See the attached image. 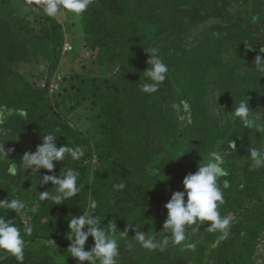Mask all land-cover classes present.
Returning <instances> with one entry per match:
<instances>
[{
    "label": "trees",
    "instance_id": "16d2710c",
    "mask_svg": "<svg viewBox=\"0 0 264 264\" xmlns=\"http://www.w3.org/2000/svg\"><path fill=\"white\" fill-rule=\"evenodd\" d=\"M169 1L180 4L167 8L168 22L174 26V18L178 20L174 29L164 19L156 21L153 15L141 19L140 0H90L88 9L79 18L84 42L97 56L84 77L80 72L85 65L82 59L77 60L74 69L77 77L68 80L73 85V93L65 96L52 94L49 87L68 43L63 23L43 13V0H0V137L12 134L6 119L18 110L27 112L29 122L23 151L16 156L9 153L8 159L19 164L23 154L34 152L48 132L57 135V147L68 144L80 147L84 153L79 160L66 158L57 162L53 173L41 169L36 175L29 169L12 176L6 171L8 162L0 161V200L18 198L25 204L23 216L0 210L6 220L15 221L21 228L25 240L23 264H79L67 253L71 243L69 218L88 211L92 199L97 201L95 212L102 224L107 226L115 221L118 234L127 228V236L132 239L137 225L145 234L150 232L157 238L164 235L167 215L164 205L173 192L183 191V168L169 165L167 173L156 177H149L143 171L151 153L143 119L147 112L143 98L157 107L162 106L176 144L184 141L194 147L208 136L206 121L197 108L202 90L196 71L204 72L212 60L209 101L200 102L213 105V127L226 132L225 138L216 137L212 150L227 144V138L234 131L230 112L237 104L235 100L247 96L253 115L259 113L256 104L264 97V83L257 89L255 80L260 73L255 71L254 64L251 68L247 63L250 56L255 57V52L264 58V53L259 54L260 48H264V39L258 47L240 40L244 32L256 29L253 22L263 6L262 0H197L196 4H191L196 0ZM66 16L69 20L76 18L70 13ZM152 19L157 22L155 36L144 42L139 37L141 21ZM210 30L217 34L213 41L219 39L222 45L214 47L210 60L192 59L187 63L188 55L191 57L199 49L203 50L200 44L207 40L208 33L212 34ZM181 39L184 45L179 43ZM153 47L158 49L169 71L159 90L147 99L140 92L139 82L148 68L150 57L146 51ZM242 47H247L244 54L239 49ZM221 52L222 59L218 58ZM33 57L47 69L46 79L41 80L45 82L43 85L29 81L28 75H21L12 67L15 61H30ZM41 78L45 77L41 75ZM240 79L243 93L231 86ZM252 85L256 86L254 91L250 90ZM182 102L189 108L184 109ZM252 137V147H264V135L256 132ZM251 164L249 152L235 158L233 175L227 176L229 188L222 189L224 203L218 210L222 216L233 218L228 239L218 241L219 233L207 231L209 222H204L191 237L196 242V248L189 251L192 264H256L257 248L264 234V168H252ZM68 167L79 171L81 191L59 206L51 200L41 201L39 193L51 192L53 186L49 183L41 187L39 178L46 174L59 176ZM122 182L123 190L114 189V185ZM28 223L33 226L30 235L23 232ZM128 238H120L118 264H165L157 257L159 251L148 250H143L133 263L123 261L121 246ZM93 244L89 237L86 250ZM0 264L19 262L0 251Z\"/></svg>",
    "mask_w": 264,
    "mask_h": 264
},
{
    "label": "clouds",
    "instance_id": "9594fccd",
    "mask_svg": "<svg viewBox=\"0 0 264 264\" xmlns=\"http://www.w3.org/2000/svg\"><path fill=\"white\" fill-rule=\"evenodd\" d=\"M90 0H43V13L54 18L61 13H70L75 17H80L89 7ZM255 20V18H254ZM149 55L147 60L148 68L143 72L139 82L140 91L147 95H152L159 90V86L165 81L169 71L167 64L159 55L157 48L153 47L146 51ZM264 53V48H260ZM254 69L260 74H264V58L257 56L254 61ZM184 109L189 105L182 102ZM255 113L249 107L248 97L239 99L234 110L230 112L233 120H238L245 128L252 129L264 135V112ZM18 116L27 118V112L18 110ZM2 122V121H0ZM190 122V121H189ZM4 139L0 137V161H7V174L16 176L19 171L26 172L31 169L36 175L41 169L53 173L55 164L62 162L66 158L76 161L83 156L80 147L65 146L57 147L55 143L57 135L55 132H48L42 136V143L38 145L34 152H25L19 164L8 159L9 153L13 149H5ZM233 151L235 145L229 144ZM229 151L221 147L210 152L204 158L195 173H189L182 181L183 191L173 192L169 201L164 205L167 215L163 224L164 235L157 238L156 235L145 234L136 225L135 236L129 239L127 228L118 234L115 221H111L104 226L97 216V201L92 199L88 204V211L81 215H73L69 218L70 245L67 248L68 256L75 258L79 264H118L120 254V238L127 239V247L134 248L137 244L144 250L164 252L169 247L179 248L181 251H191L196 248V242L191 237L196 235L199 227L204 222H209L207 231L217 232L218 241L228 239L230 235V225L233 223L231 215L222 216L219 206L224 203L223 188L229 186L228 181L220 184V178L228 176L225 168V157ZM181 154H178L177 159ZM249 157L252 161V168H264V147H252L249 149ZM79 171L68 167L63 169L59 176L46 174L39 178L38 184L43 187L51 183L52 191L39 193L41 201L51 200L54 205H62L76 197L83 185L78 183ZM36 185H33L35 189ZM114 189L123 190L125 184L114 185ZM25 204L18 198L0 200V210L14 212L17 215H25ZM95 213V215H93ZM191 228V233L188 229ZM23 232L31 234L33 226L28 223L23 228ZM170 234V236L168 235ZM91 237L93 246L86 250V242ZM0 251L11 255L23 264L25 255V240L21 235V228L15 221L6 220L4 214H0Z\"/></svg>",
    "mask_w": 264,
    "mask_h": 264
},
{
    "label": "rangeland",
    "instance_id": "374dc122",
    "mask_svg": "<svg viewBox=\"0 0 264 264\" xmlns=\"http://www.w3.org/2000/svg\"><path fill=\"white\" fill-rule=\"evenodd\" d=\"M188 0L187 2H189ZM197 0L192 2L191 4H196ZM183 4V3H182ZM263 6L258 9V13L256 14V21L254 20L253 25L256 26V29H252L251 33H245L240 41H244V43H251L255 44V46H260L262 42V39H264V0H262ZM171 5H180L177 3L170 2L169 0H140L139 7L142 8V15L141 19H146L147 16L153 15L156 16V21L163 20L167 22V24L170 25L171 28H175L177 26L178 20L174 18V26L171 24V22H168V14H167V8ZM56 18L63 23L66 29V38L68 39V43L66 44L65 48V55L64 58L61 61V64L58 68V70L54 73L52 80L49 84L51 93H55L58 95H67L69 96L72 94L73 85L68 81L72 77H77L76 74H74V69L76 67V64L79 62L77 60L82 59V65H85V68H83L80 72L81 76L84 77L88 73V69L90 66H92L91 62L96 59L97 53L96 51L92 50L90 46H87L84 42V34L81 29L80 25V18L76 17L74 20H69L66 16V13H61L56 16ZM154 19L150 21H141V29L139 37L140 39L144 40V42H148L153 36H155L156 31V24L157 22ZM180 29V28H178ZM182 29V28H181ZM180 29V30H181ZM82 32V33H81ZM212 32L208 33L207 40L203 44H200V46L203 48L201 51L199 49V53L193 54L191 57L188 55L187 63L190 61H201L204 59V61L210 60L212 54V50L215 48H219L222 43H220V40L217 39V42L213 41V37H216L217 34ZM180 34V33H179ZM210 37V38H209ZM209 38V39H208ZM217 38V37H216ZM215 38V39H216ZM236 39V37H233ZM182 40V39H181ZM227 40V39H226ZM233 40V39H231ZM223 41V39L221 40ZM238 42V41H235ZM181 45H184L185 42L183 40L179 42ZM237 44V43H236ZM241 46V45H240ZM244 46V44L242 45ZM210 48L206 49L205 48ZM247 47L239 48L241 53L244 54V50ZM218 50V49H217ZM182 53L183 50H181ZM221 57H218L222 59V52L219 53ZM260 54V51H259ZM253 56L257 57L258 53L256 52L253 54ZM255 57H251L249 59V62L247 65H249L251 68L254 64ZM183 61V60H182ZM222 63V60H219V64ZM210 64H212V60H210L207 63L206 68L203 70L204 72H197L194 67V72L196 71L197 75L199 76V80L196 78L197 82H199L200 90H202V96L201 99L205 102L206 99L209 101L210 96V85L208 86V81H211L212 74H211V68ZM209 65V66H208ZM223 65V64H222ZM197 66V65H196ZM12 67L21 75H28L29 81H32L35 84L41 83L42 85L45 83L44 81L47 77L46 67L37 60L36 58H32L30 61L28 60H18L15 61L12 65ZM193 68V67H192ZM29 69L30 71L28 72ZM206 70V71H205ZM46 72V73H44ZM195 74V73H194ZM248 73H245L244 76L247 77ZM41 75H43L45 78H41ZM260 76L256 78L255 83L257 84V89H260L263 87L264 83V74H259ZM202 79V81H200ZM201 82V85H200ZM242 79L237 80L235 85L234 83H231V86L234 88H238L240 92H244V85L242 84ZM247 86H245L246 89ZM248 88V87H247ZM256 88L255 85H252L250 88L254 89ZM249 90V88H248ZM75 92V91H74ZM141 92V91H140ZM242 92V93H243ZM144 96L147 97V99L151 96L144 94ZM244 96V95H243ZM242 96V97H243ZM205 98V99H204ZM144 99V106L147 109L146 114L143 115V119L145 121L146 130H148V147L150 149V159L147 163L146 169L144 168V172L149 175V177H156L160 175L161 173H167L166 166H172L177 167L181 166L183 169L182 176L185 177L189 173H195L198 169V166L200 162L208 156L210 152H212V148H214V144L216 141L217 136H221L225 138L226 132L221 130V128H214L213 127V121H212V115L213 113V105L212 104H206L201 103L198 100V110L199 113L204 116V119L207 124V134L208 136L204 137L200 143L196 144L194 147L189 145L188 143L184 141H180V143H175V137L173 132L170 129L169 123L165 122L164 114L162 106H158L154 104V102L151 104L148 101H146V98ZM240 97L235 100L236 103L239 102ZM263 104V105H261ZM257 112H264V97L261 100H258L257 104ZM204 113V114H203ZM78 115V114H77ZM2 118V114H0ZM9 117V116H8ZM167 123V124H166ZM234 124V131L231 133L230 137L227 138V144L222 146V149L229 151L228 154L225 157V168L230 175L232 176V163L235 160V158L239 157V155L246 154L249 152V149L253 146V137L254 134L252 133L253 130L250 129H244V126L238 121L233 120ZM6 125L9 126L12 129V134H10L7 138L4 140V147L5 149H13L12 152H10L13 156L18 155L21 151H23L25 145H26V137L28 134V128H29V122L26 118H21L18 116V113H13L11 118L9 117L6 119ZM219 126V123H218ZM245 131H249L247 134ZM253 134V135H252ZM260 133L257 132V135ZM230 143L235 145V151L232 150ZM177 159L178 154H181ZM17 176V175H16ZM226 177L220 178V184L223 186V181L227 180ZM229 188V187H227ZM223 189V187H222ZM262 197L264 198V192L262 193ZM144 231V230H143ZM142 232V231H141ZM170 236V235H169ZM134 238V237H133ZM124 245L122 247L121 256L123 261H126L128 263H133L134 261H137V259L140 258L141 253L144 249H142L138 244L132 248L129 249L127 247V243H123ZM157 257L163 259L165 264H192V262L189 259V251H181L179 248H173L170 247L168 250L166 249L164 252H158ZM256 264H264V234L262 236V240L260 241L257 253L255 257Z\"/></svg>",
    "mask_w": 264,
    "mask_h": 264
}]
</instances>
